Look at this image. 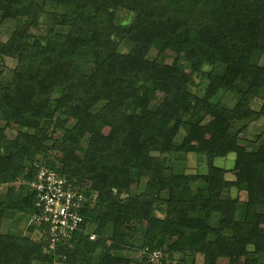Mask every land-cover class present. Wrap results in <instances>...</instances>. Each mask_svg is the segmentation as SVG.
I'll return each instance as SVG.
<instances>
[{
	"label": "trees",
	"instance_id": "trees-1",
	"mask_svg": "<svg viewBox=\"0 0 264 264\" xmlns=\"http://www.w3.org/2000/svg\"><path fill=\"white\" fill-rule=\"evenodd\" d=\"M0 19L21 21L0 37V58L16 61L0 74V264H264V125L244 144L238 135L264 118V0H0ZM187 153L204 156V172L166 164ZM228 153L232 179L213 163ZM36 163L96 192L52 250L16 226L33 192L8 186Z\"/></svg>",
	"mask_w": 264,
	"mask_h": 264
},
{
	"label": "built area",
	"instance_id": "built-area-1",
	"mask_svg": "<svg viewBox=\"0 0 264 264\" xmlns=\"http://www.w3.org/2000/svg\"><path fill=\"white\" fill-rule=\"evenodd\" d=\"M35 167L31 180L18 182L27 185L34 194L32 207L35 211L28 215L27 224L35 226L36 239H43L46 249L52 250L56 244L67 241L86 222L88 208L94 204L96 192L86 191L83 185L66 180L40 163ZM93 236V233H88L89 239ZM159 257L158 251L148 254L152 263H157Z\"/></svg>",
	"mask_w": 264,
	"mask_h": 264
},
{
	"label": "rangeland",
	"instance_id": "rangeland-1",
	"mask_svg": "<svg viewBox=\"0 0 264 264\" xmlns=\"http://www.w3.org/2000/svg\"><path fill=\"white\" fill-rule=\"evenodd\" d=\"M121 15L125 18L129 17V13L126 12H121ZM20 19H0V37L1 39H4L9 32L12 30V28L20 23ZM30 30L33 31L34 28L30 27ZM130 48V45L127 43H122L118 46V51L120 52H127ZM157 52V47L153 46L150 51H149V57L150 58H154L155 54ZM158 58V57H157ZM158 60L160 61H164V62H169V58L168 57H164V56H160L158 58ZM25 63V62H22ZM16 64V61L12 58H8V57H2L0 58V74L2 76H7L10 72V69ZM193 80H194V86H192L191 88L193 90H201L203 88V84L202 82L200 83L197 76H193ZM224 100H226V102L228 104L232 103V100H230L228 98V96H224L223 97ZM260 103V99L259 97L254 98L251 102H250V106L253 109H257ZM202 123H204L207 126H211L213 123V120H211L210 118L206 117L203 119ZM1 124V123H0ZM241 123L240 122H233L232 126H231V131H235L240 127ZM264 125V118L260 117L259 119L256 120H251L249 122H247L245 124L244 129L238 134L240 139V143L244 144L245 140H252L255 138V136L261 131L262 127ZM5 136H6V140L8 141L10 138L13 137L14 135V130H9V129H5L4 130ZM59 134V132H55V135ZM259 140H256V142H254L253 144V148L254 149H260L263 144L261 143ZM5 149V148H4ZM52 154V153H51ZM41 158V157H38ZM169 158V159H168ZM168 158L166 157V164L169 165L171 167V169L173 171L176 172H188V173H201L205 171V159L203 155L200 154H194V153H187L186 155H184L183 158L180 159H175L173 155H169ZM232 160H233V154L232 153H228L226 156L223 157H215L213 159V163L219 167H221L222 169H224L225 173H224V177L226 179H232L233 178V171H232ZM19 180H15L14 182H11L8 184L9 187L17 189L19 187ZM195 186V183H192V187ZM5 187H7V184H3L0 186V191H3L5 189ZM131 189H134V187L132 186ZM225 195H228L230 197H237L239 200H244L245 198V193L242 191H236L234 189H230L228 192L225 193ZM14 219V218H13ZM13 219L10 218H6L3 220L2 222V231H5L6 228H8V226H10L11 224H13ZM26 221H25V217H22L20 219V221L18 223H16V226L18 229H20L21 234L24 235H29L31 238L35 239V233H27V230L25 229L26 227ZM134 257L139 258L140 257V253L135 252L133 254ZM179 257L177 255H173L170 257L166 256V259L168 261L169 264H178L179 261ZM171 260V261H170ZM183 264H204L203 260H202V256L201 255H195L194 257H184ZM216 264H227V260L224 258H219L216 261Z\"/></svg>",
	"mask_w": 264,
	"mask_h": 264
}]
</instances>
